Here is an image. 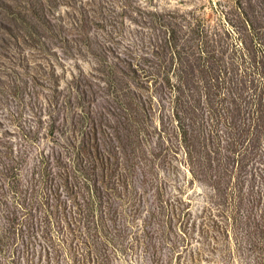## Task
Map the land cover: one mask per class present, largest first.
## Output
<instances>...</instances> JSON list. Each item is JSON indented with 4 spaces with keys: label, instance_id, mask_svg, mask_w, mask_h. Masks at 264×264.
I'll list each match as a JSON object with an SVG mask.
<instances>
[{
    "label": "rangeland",
    "instance_id": "1",
    "mask_svg": "<svg viewBox=\"0 0 264 264\" xmlns=\"http://www.w3.org/2000/svg\"><path fill=\"white\" fill-rule=\"evenodd\" d=\"M0 264H264V0H0Z\"/></svg>",
    "mask_w": 264,
    "mask_h": 264
}]
</instances>
